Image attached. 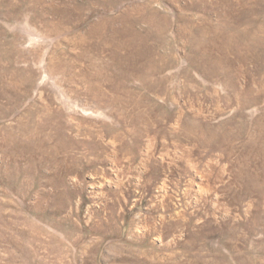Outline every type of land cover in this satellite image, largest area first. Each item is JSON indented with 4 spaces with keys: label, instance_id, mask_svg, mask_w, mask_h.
Returning <instances> with one entry per match:
<instances>
[{
    "label": "rangeland",
    "instance_id": "1",
    "mask_svg": "<svg viewBox=\"0 0 264 264\" xmlns=\"http://www.w3.org/2000/svg\"><path fill=\"white\" fill-rule=\"evenodd\" d=\"M0 264H264V0H0Z\"/></svg>",
    "mask_w": 264,
    "mask_h": 264
}]
</instances>
